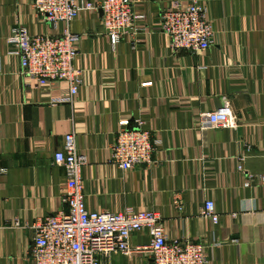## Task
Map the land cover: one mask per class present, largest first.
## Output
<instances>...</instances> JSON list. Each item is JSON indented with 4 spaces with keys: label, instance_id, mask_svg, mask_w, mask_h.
Returning <instances> with one entry per match:
<instances>
[{
    "label": "crops",
    "instance_id": "crops-1",
    "mask_svg": "<svg viewBox=\"0 0 264 264\" xmlns=\"http://www.w3.org/2000/svg\"><path fill=\"white\" fill-rule=\"evenodd\" d=\"M131 1L144 15L140 28L112 46L100 9L53 25L32 0H0V264H33L35 225L67 210L65 171L53 156L71 132L87 157L81 178L89 210H152L169 240L203 243L208 264H264V189L257 180L243 186L246 174H264V0H196L214 30L210 46L196 53L173 52L159 28L163 11L192 0ZM17 25L29 34L58 35L67 26L81 35L74 65L83 69L82 84L73 102L52 103L68 93L67 82L39 86L6 54ZM225 103L237 126L209 125L205 113ZM123 118L139 119L158 141L152 164L123 170L110 159ZM208 199L216 224L200 215ZM149 241L146 229L129 238L132 249ZM99 259L151 264L145 251Z\"/></svg>",
    "mask_w": 264,
    "mask_h": 264
},
{
    "label": "built area",
    "instance_id": "built-area-1",
    "mask_svg": "<svg viewBox=\"0 0 264 264\" xmlns=\"http://www.w3.org/2000/svg\"><path fill=\"white\" fill-rule=\"evenodd\" d=\"M33 9L48 23L67 25L81 12L101 9L104 32L114 46L123 35L134 36L139 30L138 21L144 18L136 13L131 0H32ZM160 30L168 37L173 52H202L210 44L212 23L206 7L192 0L186 4L178 1L160 15ZM81 35L65 26L58 35L29 34L22 25L10 29L5 40L6 54L19 60L21 73L42 86L51 82L66 81L68 93L55 98L52 103H71L82 84L83 69L74 65L77 44ZM151 81L142 85H150ZM206 122L214 127L235 128L237 123L229 105L205 113ZM119 131L110 146V159L123 170L154 162L152 154L157 140L139 119L118 121ZM74 133L63 138L62 148L54 153L53 162L63 167L66 175L63 200L67 210L49 214L35 225V235L29 247L33 264H99V255L117 251L148 252L151 264H208L206 247L201 242L179 239L169 240L159 213L125 207L116 212L89 210L81 170L87 157L78 151ZM237 170L244 173L241 164ZM3 171V169H2ZM257 180L264 189V174H246L244 187ZM178 204L177 199L174 200ZM180 208V206H178ZM200 215L216 224L219 215L212 200H205ZM146 229L150 235L147 246L132 249L129 238L132 232Z\"/></svg>",
    "mask_w": 264,
    "mask_h": 264
},
{
    "label": "water",
    "instance_id": "water-1",
    "mask_svg": "<svg viewBox=\"0 0 264 264\" xmlns=\"http://www.w3.org/2000/svg\"><path fill=\"white\" fill-rule=\"evenodd\" d=\"M100 12H101V14H102V11H101V9H100Z\"/></svg>",
    "mask_w": 264,
    "mask_h": 264
}]
</instances>
